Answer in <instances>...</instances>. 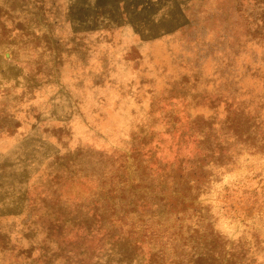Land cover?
Masks as SVG:
<instances>
[{"label":"rangeland","instance_id":"obj_1","mask_svg":"<svg viewBox=\"0 0 264 264\" xmlns=\"http://www.w3.org/2000/svg\"><path fill=\"white\" fill-rule=\"evenodd\" d=\"M0 264H264V0H0Z\"/></svg>","mask_w":264,"mask_h":264}]
</instances>
